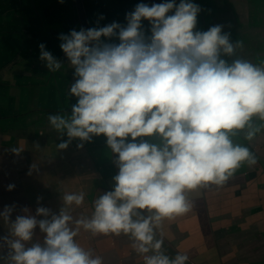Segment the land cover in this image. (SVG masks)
Masks as SVG:
<instances>
[{
    "label": "clouds",
    "instance_id": "clouds-1",
    "mask_svg": "<svg viewBox=\"0 0 264 264\" xmlns=\"http://www.w3.org/2000/svg\"><path fill=\"white\" fill-rule=\"evenodd\" d=\"M201 11L192 0L141 2L125 14L126 25L113 21L58 36L74 69L68 96L77 102L70 114L47 117L58 138L67 136L56 147L79 140L82 149L104 136L119 172L112 190L93 200L90 218L71 214L84 204L82 191L64 193L59 214L42 206V197L35 214L23 207L14 220L17 205H5L0 220L9 230L0 236V264H103L77 242L81 229L92 237L128 236L143 264L190 261L187 254L171 257L157 230L192 211L191 193L222 188L242 167L257 165L254 152L233 137L244 132L252 141L264 130V66L222 58L241 44L230 42L224 25L197 30ZM112 38L119 43L107 42ZM39 48L49 72L64 67L45 44ZM36 229L42 243L34 242Z\"/></svg>",
    "mask_w": 264,
    "mask_h": 264
},
{
    "label": "crops",
    "instance_id": "crops-1",
    "mask_svg": "<svg viewBox=\"0 0 264 264\" xmlns=\"http://www.w3.org/2000/svg\"><path fill=\"white\" fill-rule=\"evenodd\" d=\"M158 1L81 0L89 28L103 27L113 21L126 25L125 14L133 11L135 5L141 2L152 5ZM101 16L104 19H100ZM142 23L146 36H150L148 21ZM72 29H81L74 0H63V3L60 0H0V211L5 205L18 204L13 220L15 215L22 214L20 209L23 207L35 214L37 197H42V206L59 214L63 191L69 193L64 189L66 183L70 182L73 188L83 178L84 173L73 162L78 161V154H87L84 147L77 149L80 141L73 140L66 150L58 151L56 145L67 140V136L58 138L59 134L47 120L49 114L65 111L70 114V105L77 102L75 97L68 96L70 85L74 83V69L68 64L58 39L61 33L68 34ZM109 42L119 43L116 38ZM41 43L63 63L60 71L49 72L45 62L40 60ZM262 48L254 49V53L261 56ZM254 53L249 54L254 57ZM254 123L259 125L261 122L254 118ZM244 135L240 132L233 137L234 142L239 143ZM95 138L102 143L103 155L107 153L113 160L106 137ZM242 143L254 152L258 164L242 167L222 188L211 186L191 193L192 211L174 221H165L157 230L194 264H264V260H258L259 256L264 257L263 251L255 255L250 250L251 244L242 240L228 243V237L239 235L242 207L259 200L264 206V186L261 192L254 187L256 181L262 180L261 172L264 175V130L252 141L243 139ZM60 155H70V159ZM80 162L85 166L87 160L83 158ZM253 170L255 175L246 179L247 172ZM237 177L241 182L233 184ZM9 184L15 185L12 191L7 190ZM98 190L101 192L94 190L93 200L105 192L103 188ZM77 212L71 213L74 219L79 218L75 216ZM36 235L35 242L42 243L43 234L39 229H36ZM76 239L93 255L101 256L103 264H143L128 236L92 237L81 229ZM257 243V247L264 245V242Z\"/></svg>",
    "mask_w": 264,
    "mask_h": 264
},
{
    "label": "rangeland",
    "instance_id": "rangeland-1",
    "mask_svg": "<svg viewBox=\"0 0 264 264\" xmlns=\"http://www.w3.org/2000/svg\"><path fill=\"white\" fill-rule=\"evenodd\" d=\"M158 2L162 3L165 2V0H159ZM179 2L180 0H176L177 4ZM192 2L200 5L202 9L197 17V30L207 31L211 26L224 25L222 32L230 33V42L234 45L237 42L241 44L240 47L235 48L233 57H235V59L247 60L257 66H264V48H262L264 47V0H192ZM256 48H262L260 49V53H263L261 56L256 55V52L254 53V49ZM249 53H254L252 54L254 57H251ZM233 57L222 56V58L226 59L229 63H231ZM243 139L244 137L239 143H242ZM153 142H158V140H154ZM101 145L102 143H98L95 137L91 143H85L84 152L87 154H78V161L73 162V164L79 166L78 168L84 173L82 174L83 178L78 180L79 183L76 181L77 184L73 185V188L70 182L66 183L65 186L67 188H64L68 189L69 193L72 190L85 193L84 204L78 207V210L72 209V211H78L75 216L78 215L79 218L91 217L93 213V202L91 200H93L94 197V190L99 191V188H103L105 192H107L112 190L114 184L113 176L117 174L116 168L113 160L109 158L108 154L104 153L103 155L102 150L104 149L100 148ZM69 156L60 155L61 158L65 159H70ZM83 158L87 160L85 166L80 162ZM91 165L95 167V171ZM261 174L260 176L264 177L262 172ZM262 177H260L262 180H259V182L256 181L254 186L256 189L260 190V192L264 186ZM236 179L233 180V184L241 182L240 177ZM258 183H260V185ZM64 193H66L65 190L63 191V194ZM19 201L21 202L22 200ZM261 202L262 201L259 200V202L251 203L250 206L242 207L243 215L240 217L239 221V235L228 237V243L230 244L240 240L247 242V244H251L250 250L255 255L261 254L262 251L264 252L263 244L259 247L256 246L258 244L257 242H264V206L261 205ZM17 206L19 207L18 204ZM227 226L229 227L230 224ZM8 230L9 225L0 220V236L6 235ZM35 237L38 239L37 235ZM230 239L232 241H230ZM251 256H253V254ZM261 259L264 260V257L259 256L258 260Z\"/></svg>",
    "mask_w": 264,
    "mask_h": 264
},
{
    "label": "water",
    "instance_id": "water-1",
    "mask_svg": "<svg viewBox=\"0 0 264 264\" xmlns=\"http://www.w3.org/2000/svg\"><path fill=\"white\" fill-rule=\"evenodd\" d=\"M74 1H75V4H76L77 11H78V17H79L81 28L88 29L89 27H88L87 19H86L85 12H84V9H83V6H82V2H81V0H74ZM112 157H113V161L118 158L115 154H112ZM114 165H115V163H114ZM115 168H116V172L118 174L119 169H118V167L116 165H115ZM254 175H255L254 170L250 171V172H247L246 179H249L250 177H252ZM156 238L157 239H161L162 238L158 232H157ZM163 240H164L163 247H164V249L167 251V253L169 255H171L174 258L177 253H180L172 245H170L165 239H163ZM187 264H194V263L190 260L189 262H187Z\"/></svg>",
    "mask_w": 264,
    "mask_h": 264
}]
</instances>
